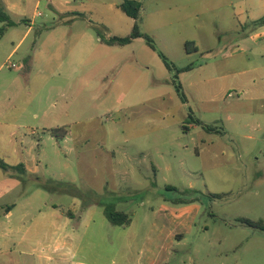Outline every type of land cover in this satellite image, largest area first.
<instances>
[{
  "label": "rangeland",
  "instance_id": "374dc122",
  "mask_svg": "<svg viewBox=\"0 0 264 264\" xmlns=\"http://www.w3.org/2000/svg\"><path fill=\"white\" fill-rule=\"evenodd\" d=\"M122 2L83 1L90 20L79 26H124ZM140 2L141 31L157 51L143 40L106 54L100 49L93 88L75 94L85 84L77 78L56 100L69 112L68 125L60 127L66 141L35 129L38 135H24V156L17 157L3 131L0 152L7 164L31 156L40 163L24 189L1 202L40 191L47 205L38 217L54 215L51 247L58 239L67 250H92L98 264L132 257L123 256L127 230L110 224L100 204L140 215L160 205L173 212L195 206L194 229L178 240L172 264H264V231L241 222L264 225V25L257 24L264 0ZM38 12L44 16L37 25L58 21L47 0ZM187 42L198 50L188 52ZM11 48V38L0 39L3 106L11 105L14 83L26 82L12 67L20 54L8 58ZM78 201L95 203L90 215ZM59 250L52 249L49 264H72L71 253Z\"/></svg>",
  "mask_w": 264,
  "mask_h": 264
},
{
  "label": "crops",
  "instance_id": "0c3cea01",
  "mask_svg": "<svg viewBox=\"0 0 264 264\" xmlns=\"http://www.w3.org/2000/svg\"><path fill=\"white\" fill-rule=\"evenodd\" d=\"M47 1L53 16L58 18L52 26L36 23L38 17L44 16L38 12L42 0H0V9L17 23V26L8 28L2 37L11 38L12 48L8 58L20 54L18 67H15L26 81L25 85L14 83L16 91L9 99L11 105L3 106L0 103V136L3 131L7 132L6 141L10 145L12 156H24V135H38L35 129L52 134L53 129L68 125L65 124L69 117L68 108L59 106L56 100L66 96V87L77 78L85 84L81 82V85L75 88V94L77 91L80 93L83 87L93 88V79L97 77L98 67L93 66L98 64L95 54L100 49L106 54L116 47L100 42L99 37L94 36L90 30L92 23L84 28L79 26V20H90L88 15L91 11L82 3L86 0ZM122 19L124 26L114 28L103 25L106 37H126L130 34L134 21L128 16H122ZM140 40L143 39H136L133 43ZM143 41L148 47L146 41ZM187 43L190 44L188 52L191 49L198 50L192 47L193 43ZM24 46L25 51L22 52ZM151 50L156 52L152 48ZM76 51H79V55ZM69 52L68 60H65ZM236 53L243 55L245 51L238 48ZM86 68L88 71L84 78L83 71ZM24 96L29 97L25 104L21 102ZM67 135L66 132L64 141L67 140ZM15 142L21 145V148L13 147ZM0 158L5 159L1 152ZM33 160L34 156L30 159L20 157L10 163L11 166L23 164L25 173L14 170L6 173L0 169V264H49L52 249L56 248L64 255L71 253L75 258L72 264H98L97 260L93 261L95 253L92 250H67L64 242L62 245L60 241L57 243L58 239L54 240V246L51 247L53 238L48 229L54 215L47 219L38 217L44 209L43 205H47V199L40 191L21 192L15 196L13 202H1L9 195L13 196L18 190L24 189L29 176L38 173L40 162L34 163ZM118 197L126 200L123 196ZM78 204L81 210L84 207V216L90 215V210L95 205L94 202L83 204L82 201H78ZM104 205L100 204V207ZM197 213L195 206H187L180 212H173L163 205L152 208L148 214L140 215L139 210L128 213L132 221L129 226L122 227L127 230L128 236L126 246L123 247V256L129 253L132 257L121 264H172L174 256L178 253V240H184L185 235L192 233ZM82 219L83 217L81 221ZM140 219H143L141 223ZM141 225L143 227L140 231Z\"/></svg>",
  "mask_w": 264,
  "mask_h": 264
},
{
  "label": "trees",
  "instance_id": "16d2710c",
  "mask_svg": "<svg viewBox=\"0 0 264 264\" xmlns=\"http://www.w3.org/2000/svg\"><path fill=\"white\" fill-rule=\"evenodd\" d=\"M119 9L128 17H130L134 21V25L131 33L126 37H106L105 36V27L102 25L92 24L93 29L95 30L97 36L100 39V42L106 44L108 46H127L131 44L136 39H143L146 43L155 51H157L156 46L152 38L141 31V11H142V3L136 0H123V2L118 6ZM0 22L5 23V26L0 29V39L3 37L8 28L17 26V23L14 22L3 10L0 9ZM257 24L264 25V17L257 21ZM189 43H186V50H189ZM54 137L64 138L66 135V130L62 128H56L51 131ZM61 133V134H60ZM0 169L4 172L10 171H20L25 173V166L23 164H19L17 166H11L7 164L3 159L0 158ZM104 215L107 220L113 226L119 227H127L131 224V215L117 210L114 204H105L104 207ZM243 224L260 229L264 231V225L262 222H253L250 220H242Z\"/></svg>",
  "mask_w": 264,
  "mask_h": 264
},
{
  "label": "built area",
  "instance_id": "2783aa9c",
  "mask_svg": "<svg viewBox=\"0 0 264 264\" xmlns=\"http://www.w3.org/2000/svg\"><path fill=\"white\" fill-rule=\"evenodd\" d=\"M12 67H15V65H12ZM230 96H232V94H229Z\"/></svg>",
  "mask_w": 264,
  "mask_h": 264
}]
</instances>
